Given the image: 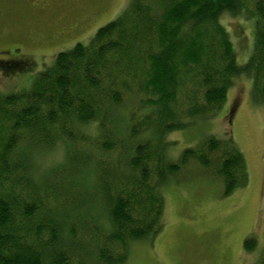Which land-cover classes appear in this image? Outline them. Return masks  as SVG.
I'll return each instance as SVG.
<instances>
[{
  "label": "trees",
  "instance_id": "16d2710c",
  "mask_svg": "<svg viewBox=\"0 0 264 264\" xmlns=\"http://www.w3.org/2000/svg\"><path fill=\"white\" fill-rule=\"evenodd\" d=\"M225 15L255 22L242 66ZM241 77L263 106L264 0H131L28 91L0 95V264H126L131 243L161 232L164 186L186 169L210 173L222 197L246 186L229 141L207 136L173 160L168 139L215 116Z\"/></svg>",
  "mask_w": 264,
  "mask_h": 264
},
{
  "label": "rangeland",
  "instance_id": "374dc122",
  "mask_svg": "<svg viewBox=\"0 0 264 264\" xmlns=\"http://www.w3.org/2000/svg\"><path fill=\"white\" fill-rule=\"evenodd\" d=\"M130 1L43 0L45 13H36L19 0H0V95L28 91L36 74L53 65L57 53L73 48L74 44L65 47L58 41L50 42L47 35L40 42L39 37L47 33L51 23L81 21L84 29L73 39L88 45L95 32L114 21ZM38 25L46 30L44 34ZM221 25L229 36L237 64L244 65L253 50L252 16L225 15ZM14 46L24 49L20 58L12 52ZM250 89V80L238 78L215 116L195 121V127L168 137L175 143L169 152L173 160L207 136L229 141L245 162L246 186L222 197V186L210 173L194 167L186 169L179 183L171 180L164 186L161 232L152 240L131 243L126 264L260 262L264 256V105L252 104ZM60 150L57 147L40 161L41 171L59 163ZM246 240L255 241L252 251L245 250Z\"/></svg>",
  "mask_w": 264,
  "mask_h": 264
},
{
  "label": "flooded vegetation",
  "instance_id": "af4514ba",
  "mask_svg": "<svg viewBox=\"0 0 264 264\" xmlns=\"http://www.w3.org/2000/svg\"><path fill=\"white\" fill-rule=\"evenodd\" d=\"M19 1L23 2L26 6H28L30 8V11H33L36 13L37 12L45 13L43 0H19ZM51 24L52 25H50L48 29H46L47 31L38 25L40 29L42 30L41 34L42 33L44 34L45 31L47 32L46 34L39 37L40 42H42L44 40V36L47 35V37H49L50 42L56 43L58 41L61 44L65 45V47L73 45V44L75 46L76 44L79 43L80 40L78 41V39H73V38L81 34L84 29V27L81 24V21H78V20L69 21L68 20V24H66L64 20V21H61L60 24H57V22H53ZM33 35H35V32L33 33ZM35 42L36 40L33 39L32 43H35ZM60 43H57V44H60ZM11 50L13 53L16 52L18 54L17 55L18 57L16 56V58H20L21 55H23L24 49L23 50L22 49L20 50L19 48L16 49L14 46L11 48ZM15 61H13V64L15 63ZM16 63L23 64V62H20L19 60H17Z\"/></svg>",
  "mask_w": 264,
  "mask_h": 264
}]
</instances>
